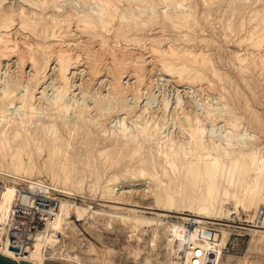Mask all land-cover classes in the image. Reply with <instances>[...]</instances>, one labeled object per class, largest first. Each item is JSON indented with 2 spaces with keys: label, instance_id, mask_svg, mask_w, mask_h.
I'll return each instance as SVG.
<instances>
[{
  "label": "bare ground",
  "instance_id": "obj_1",
  "mask_svg": "<svg viewBox=\"0 0 264 264\" xmlns=\"http://www.w3.org/2000/svg\"><path fill=\"white\" fill-rule=\"evenodd\" d=\"M4 1L0 0V177L16 184L44 183L59 193L77 195L87 176H95L87 184L89 191L99 188L102 198L129 206L126 213L109 212L60 196L41 244L45 252L21 258L42 263L113 264L108 247L97 250L91 243L90 257L75 251L83 235L75 219H83L85 229L92 231L93 220L101 216L109 226L115 219L131 222L132 240H140L144 233L139 224L151 225L152 239L143 243L157 246V240H164L168 253L167 259H157V264H189L183 244L185 221L194 222L190 229L193 238L199 228H215L214 223L251 231L246 252L242 256L226 255L224 260L223 248L231 232L215 228V241L202 243L203 248L215 252L214 264H264L254 259L257 253H264V209H260L264 206V118L253 110L248 117L238 113L235 102L228 101L222 88L211 94L215 83L209 75L221 79L220 68L213 64L210 49L207 52L202 45L197 49L190 46L192 30L224 9L230 16L227 28L244 30L245 36L239 41L249 44L244 54L235 53L238 68L249 71L257 62L263 66L264 0L254 7L257 0H22L29 11L24 6L1 11ZM66 4L70 11H64ZM245 10L250 12V22L258 20L246 30ZM13 28L29 33L34 41L25 34L20 39L11 37ZM156 29L158 36L128 37L129 32ZM172 29L179 30L178 38L165 37V31ZM75 32L84 40L75 38ZM129 41L147 49L148 60L142 53L129 52ZM198 41L208 46L210 39ZM83 54L84 58L80 57ZM13 58L14 69L9 67ZM107 58L110 65L101 74ZM152 63L158 66L157 75L193 88L200 100L188 98V106H184L180 94L171 103L167 95L159 99L150 96L153 81L147 65ZM83 64L87 78L80 74L81 81L77 82L76 70ZM25 66L30 67L27 72ZM103 75L106 77L101 79ZM142 96L145 102L141 105ZM244 101L247 103L248 98ZM82 135L88 139H77ZM101 136L108 142L99 146ZM122 157L136 163L127 165V172L150 180L147 192L154 206H138V202L119 196L123 192L115 194L116 185L111 183L117 182L116 174L100 180L97 163L103 168L116 166ZM16 184L5 181L1 186L0 239ZM229 201L236 211L224 206ZM239 206L248 212L244 219L248 224L228 220L232 213L239 215ZM135 207L152 210L156 216L145 217ZM144 248L134 247V256H141ZM1 253L13 256L10 251Z\"/></svg>",
  "mask_w": 264,
  "mask_h": 264
},
{
  "label": "rangeland",
  "instance_id": "obj_2",
  "mask_svg": "<svg viewBox=\"0 0 264 264\" xmlns=\"http://www.w3.org/2000/svg\"><path fill=\"white\" fill-rule=\"evenodd\" d=\"M21 1L22 0H6L3 3L4 6L2 5V7H1V11H7V10H9L8 8H14V9L16 8L17 9L20 6H24V8H27L28 11H29L30 8H28L24 4L23 1H22V3H23V5H22ZM257 1H259V2H257ZM257 1H256L257 3L255 2V4L252 5L253 7L255 5L256 6L260 5L261 1L260 0H257ZM64 8H66V9H64V11H70L68 4H66L64 6ZM223 10L221 9L218 13L216 12L213 16H211V18H208L207 22L201 23V25H198L199 27L196 26L192 30L190 35L194 38V40L192 41V43L190 42V44H191L190 46L192 48L196 47L195 49H197V48H201L200 46L202 45V48H204V50L207 49V52L210 51L209 54H210V56H211V58L213 60V64L218 69L220 68L219 71H221V73H220L221 79H219L218 77H213L210 74V70L208 71V73L210 74L209 75L210 78L211 79L213 78L214 80L212 79V81L215 83V89L210 90L211 94L216 92L217 89L220 90V88H222L220 91L224 90V91L227 92V93L226 92L225 93L227 94L228 101L230 103L232 102V104H234L233 102H235V105L238 108L237 109L238 113L241 112L244 116L248 117L249 114L251 113V111L253 110V111H255L256 113H258L259 115H261L264 118V111H263V109H264V93H263V91H264V88H263L264 87V74H263L264 73V65L263 66H259V62H257V66H255L256 68L254 67L255 68L254 69L253 67H250L249 71H248V69H246V71L240 70L239 69L240 66L238 68V64L239 63H238L237 59L235 58V53L244 54L246 52V47L249 44H248V41H244V42L239 41L241 39V37L245 36V31L244 30L238 32L235 29L232 31V30L227 28L226 22H227V19L230 16H229V12L228 11L226 12L225 10L224 11ZM49 12L51 13L52 11L49 10L48 13ZM242 15L244 17L245 30L248 29L249 27H251L252 25H254L256 21H258L257 19H255V20H252L250 22L249 21L250 12H248V11L242 13ZM235 17H236V19H235V21H236V20H238L239 15H237ZM204 27H205V29H204ZM203 30H205V31H203ZM20 31L21 30H19V29L13 28L12 31H10L11 37L20 39V37H22L25 34L26 37L28 36L27 38L29 40L31 39L30 41H34V39L32 38V35L30 36L29 33L24 32V31L20 32ZM157 31L158 30L156 29V31H154V30L153 31H148V30L146 31L145 30V31H142V32H139V33L138 32H129L128 33V37H131L134 34V36L138 35V37L143 38V39L151 38V37H154L156 35L157 36L159 35V33ZM75 33H76V35L74 36L75 38H77L79 40L80 39L84 40L83 36L79 37V35H78L79 33L78 34H77V32H75ZM165 35H164L165 37H168V36L169 37L170 36L173 37L174 36L173 38L170 37L171 39H174L176 36L178 38V36L180 35V32H179V30L172 29V30L165 31ZM196 38H198V39L196 40ZM199 38L200 39L201 38L210 39V41H208V46L206 44L198 41ZM53 42H55V41H53ZM126 43L129 44L128 46H126V47H128L127 48L128 51L130 50L129 52H132L133 54H136V55L142 53L143 57L148 60L149 57H147V56H149V53H147V49L143 50V48H140L139 45H137L136 43H135V45H132V44H134V42L130 43V41H129V42H126ZM194 43H196L195 46H194ZM122 45H124V44H122ZM212 49H213L214 52H212ZM249 50H251V49H249ZM263 52H264V50H263ZM81 55H82V52H81ZM80 57L84 58V54H83V56H80ZM14 59L15 58H13L10 61V64H9L10 68L13 67L12 69H14L15 66H16L14 64ZM107 59H106V61H108V63L104 60V62H106L105 63L106 66L105 65L101 66V74H105L107 72V67H109V65H110V61H109V59L108 60ZM216 60H218V62H216ZM82 61H84V59ZM84 65L85 64H83L82 66H80L78 68V70H76V72H79L76 75L77 82L81 81V77L82 76H84V78H87V73L84 72V71H86V68H85ZM147 67L151 69L149 74L151 75V79H153V80L150 79L151 82L153 81L152 82L153 84L151 83L153 86L151 85V88L148 89V93L150 94V96L154 94V97L159 99V97L160 98L162 96L166 97V95H167V98H169L170 103H171L174 100L175 96L177 94H180L181 98H183L182 100L185 101V104L187 103L186 105L184 104V106H188V103H189V102H187L188 98L189 99L193 98V99H197V100L199 99L200 100L201 96H198L196 94L197 91L194 90L193 88L190 89V87L179 85L180 84L179 82L176 83V81L170 80V78H168L167 76L157 75V73H159V69H158L157 64H155V63L148 64ZM260 67H263V68H260ZM81 68L83 69L82 71H81ZM26 69L29 70L30 67L25 66V70ZM28 70H26V72ZM51 73H52V71L49 72L50 76H51ZM80 74L81 75L83 74V75L81 76ZM105 77L106 76L103 75L101 77V79L105 78ZM233 77H235V78H233ZM161 78H162V80H161ZM126 79H128V77L125 78V80ZM131 80L133 81L134 79L131 78L130 81ZM229 80H230V82H228ZM161 82H162V84H161ZM237 82H238V85H237ZM105 88L106 87H103L102 89L105 90ZM47 90L50 91L49 87H47ZM76 90L78 91V89H76ZM239 91H241V92H239ZM142 92L145 95L144 92H146V91L143 90ZM79 95L80 94H78V96H77L78 98L80 97ZM188 95L190 97L185 98ZM143 96L141 97L140 101L138 102L141 105H142L143 102H145V97H143ZM241 97H242V99H241ZM247 98H248V102L246 103L244 100H246ZM229 99H231L233 101H231ZM256 99H258V100H256ZM247 105H248L249 108L247 107ZM127 122H129V121L127 120ZM110 124H113V122L110 123ZM92 136H93L92 134L89 135V137H92ZM77 139L86 140V139H88V136L87 137L85 135L78 136ZM99 140H98L99 146H102L103 143L105 144L106 142H108V140L107 139L104 140L102 136H101V138H99ZM100 163L101 162L97 163V166L99 167L98 176L103 179V180L100 179L102 182L104 180H106V178H108L107 176L111 177V176H113L115 174L119 176V178H118L119 181L117 180V182H112L111 183V185H113V186L116 185V186H114V189H115L114 193L115 194L117 193V195H119L121 192H123L124 194L121 193L119 196H122L123 198H128V199H131V200H133L135 202H138V206H143V205L144 206H148V205L149 206H154L153 197H152L151 194H149L147 192V185H149V181L150 180L147 177L143 176V175H138V174L132 173L131 171L127 172L125 170L127 165H131L130 167L136 166L135 162H130L129 163L127 161V158L122 157L120 164H118L116 166H106V167L103 168L102 165L100 167ZM86 168H89V166H86ZM113 172H115V173H113ZM41 177L45 178L46 176H41ZM90 179L93 181L95 179V176L94 177L89 176V175L87 176V181L83 185V188L81 190L82 192L80 191L77 195H69V194H65V193H61V192L59 194L62 197H64L65 199H68L70 201H74L77 204L84 205V206L90 205V206L93 207V209L106 210V211H109V212H120V213H126L128 211L127 208L129 206H127L125 204H122V205L118 204L117 205L116 203H113L112 201H110L111 199H109V198H106V197L102 198L99 188L95 189L93 192L89 191V188H88L89 186L87 184L89 183ZM5 181L10 183V184H16L12 180H9V179L5 180L4 177L1 176L0 177V190H1L2 184ZM86 188H88V189H86ZM125 193H127V194H125ZM130 193H132V194H130ZM102 199H105V200L107 199V201L103 202ZM85 201H88V203L85 202ZM85 203H87V204H85ZM225 205H226V208H230L232 211H236V209L234 208L235 205L233 204V201L226 202L224 204V206ZM136 209L137 210L140 209L139 214H142L145 217L156 216V214L153 213L152 210L141 209V208H136ZM238 209H239V215H237V213H232L231 217L228 220L230 222H235V223H238V224L239 223H247L248 224V222L244 220V219H246L248 212L245 211L241 206H239ZM260 209L263 210L264 206L261 205ZM186 211H187V213L189 212V210H186ZM249 213H253V211H249ZM169 218L171 220L172 219L173 220H177V218L175 216H171ZM72 219H75L74 215L72 216ZM75 221H76L80 231L84 235V236L82 235V240H81L80 246L79 247L77 246V249H75L76 253H78L81 257L83 255H84L83 257L92 256L91 254L90 255H87V254L91 253L88 250L91 247V243H93L96 246L97 250L99 248L100 249H105L107 247L111 250V257H112V260L114 261L113 264H150V262H154V264H157V259L160 260V261H163V260L167 259L168 253L165 251V248L163 246L164 240H163V243H160V241L157 240V246H152L151 243H149V244L143 243V242H146L147 239H148V241H151V239H152L153 227L151 225H146L144 223L143 224H139V226H141V228L143 229L144 233L140 235L141 236L140 240H137V239L136 240H132L129 237L130 231H129V228H128V227L132 226L131 222L124 223L123 221H121V219H115L112 222V224L109 226V225L105 224V219L103 217L97 216L96 219L93 220L94 221L93 227H91L92 231H88V230L85 229V226H84V223H83L84 222L83 219H81V220L80 219H75ZM214 224H215V228H217L219 230L224 228L225 230L231 232V235H230L229 239L227 240L226 246L223 248V253H224L223 259L224 260L227 259L226 255H229V254L233 255V256L234 255L235 256H242L246 252L247 248L249 247L251 231L248 230L247 228L238 227V225H234V224H232L231 226H225V227L221 226L220 224H216V223H214ZM249 224H252V223H249ZM167 236H168V234L165 235V237H167ZM85 238L88 239V240H86ZM144 245H145V248L142 251L141 256H134L133 248L137 247V246L144 247ZM95 256L96 255H93V257H95ZM254 259H257V260H260L261 262H263L264 261V253H257L256 256L254 257ZM232 261L235 262L236 260L234 259ZM97 262L98 261H96V263Z\"/></svg>",
  "mask_w": 264,
  "mask_h": 264
},
{
  "label": "built area",
  "instance_id": "obj_3",
  "mask_svg": "<svg viewBox=\"0 0 264 264\" xmlns=\"http://www.w3.org/2000/svg\"><path fill=\"white\" fill-rule=\"evenodd\" d=\"M60 196L59 192L44 183L16 184L9 216L3 223L0 253L10 251L18 258L38 251L44 253L41 244L56 215ZM193 224L194 222L185 221L183 244L189 253V264H214L217 261L215 252L203 248L202 243H213L216 229L212 225L201 227L193 238L190 231Z\"/></svg>",
  "mask_w": 264,
  "mask_h": 264
},
{
  "label": "water",
  "instance_id": "obj_4",
  "mask_svg": "<svg viewBox=\"0 0 264 264\" xmlns=\"http://www.w3.org/2000/svg\"><path fill=\"white\" fill-rule=\"evenodd\" d=\"M0 264H63V263L56 261H46L45 263L31 262V261H26L22 258L0 253Z\"/></svg>",
  "mask_w": 264,
  "mask_h": 264
}]
</instances>
